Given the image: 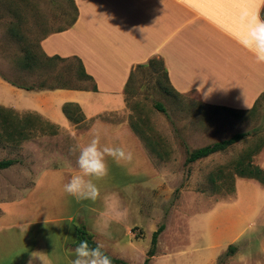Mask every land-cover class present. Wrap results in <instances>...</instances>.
I'll return each instance as SVG.
<instances>
[{"label": "rangeland", "instance_id": "1", "mask_svg": "<svg viewBox=\"0 0 264 264\" xmlns=\"http://www.w3.org/2000/svg\"><path fill=\"white\" fill-rule=\"evenodd\" d=\"M75 17L72 0H0V96L5 98L4 105L0 107L14 111L19 117L28 113L8 108L11 104L34 105L46 113L47 109L56 112L57 98L46 101V96L38 91L20 89L9 82L35 89L42 82L52 83L51 74L64 70L66 64L46 68L47 75L41 70H22L19 60L24 56L27 44L40 46L45 36L69 27ZM15 27L18 28L17 33L13 31ZM134 72L133 100L144 106L153 123L151 126L163 136L170 158L160 161L145 146L149 156L153 157L152 164L162 173L160 178L145 184L142 181L145 177L137 176L142 160L133 154L131 177H120L114 173L116 177L108 176L96 181L101 195L104 189L109 193L117 189V184L122 187V183L126 186L130 183L127 186L129 190L125 192L132 204L129 220L132 230L137 228L131 235L122 230L116 244H107L101 239L96 242L115 258L130 264H143L153 233L165 225L151 264H264V185L253 179L237 178L232 194L226 193V188L215 192L209 185L212 172L219 166L230 164L247 147L264 137V105L254 118L236 115L207 107L193 92L179 97L166 96L151 71H136L134 68ZM100 102L105 105L110 99L104 98ZM155 103H162L168 115L157 111ZM59 114L61 118L66 117L63 110H59ZM104 115L109 119L107 121L118 119L117 116ZM132 115L130 113L128 121ZM130 129L134 132L131 126ZM238 133H248L249 136L225 153L186 163L189 152ZM58 134L62 136V145L50 144L42 138L43 133L19 142L0 140V161L15 160L10 168L0 170V211L3 212L0 215V237L3 249L7 251L1 264H12L10 260L18 253L29 252L30 244H23V237L34 234L36 239H43L45 235L56 236L54 233L58 234L59 230L62 231L61 237L66 233L68 223L55 221L66 216L60 208L63 199L66 206V198L69 197L64 189L60 190L57 184L46 186L41 183V187L26 198L29 186L10 188L16 180L22 186L29 185L39 169H66L67 164L63 165V161L50 162V158L54 151L61 149L74 156L70 149L76 145L67 132L58 131ZM263 158L264 152L256 163L264 169ZM64 178L65 183L71 179L70 176ZM69 199L72 200L71 197ZM81 202L94 203L91 200ZM78 222L79 219L75 224ZM52 239L58 241L57 237ZM231 247L236 248L234 253H230ZM22 263L20 258L19 264Z\"/></svg>", "mask_w": 264, "mask_h": 264}, {"label": "crops", "instance_id": "2", "mask_svg": "<svg viewBox=\"0 0 264 264\" xmlns=\"http://www.w3.org/2000/svg\"><path fill=\"white\" fill-rule=\"evenodd\" d=\"M73 2L76 21L62 31L51 33L42 41L41 47L48 56L79 58L98 90H36L46 96V101L57 98L56 112L47 109L49 113H46L34 105L11 104L8 108L41 116L59 131L67 132L75 145H85L98 133L102 145L125 147L141 158L143 165L137 168V176L145 177L142 180L145 184L160 178L162 173L152 164L153 157L149 156L139 136L131 131L128 121L130 111L126 104L125 88L136 66L152 58L163 59L173 88L180 94L196 93L202 103L210 106L247 111L264 93V65L257 64L252 54L228 34L234 19L248 7L240 0H191L190 3L186 0ZM263 10L264 6L260 14ZM104 98H109L110 102L100 104ZM3 100L5 98L0 96L1 106L4 105ZM66 103L81 107L86 117L82 126L72 124L66 117L61 118L59 110H63ZM43 105L48 106L46 103ZM104 114H115L118 119H98ZM61 137L56 134L42 138L50 141V144L62 145ZM263 152L256 157V162ZM77 156V153L70 156L62 149L54 151L50 162L61 160L63 165L67 164L66 169H39L29 185L22 186L16 180L10 188L29 186L25 192L26 198L39 189L41 183L46 186L57 184L60 190L64 189V177L71 178L79 173ZM107 163L110 169L108 176L116 177L117 174L131 177V163L117 165L111 158H107ZM127 184L130 185L129 182ZM118 186L109 193L102 190L97 203L83 204L67 194L72 200L66 198L64 206L63 199L60 206L66 216L55 220L68 223L63 237L60 230L57 231L59 235H45L43 239H36L34 234L23 237L22 243L30 244L31 248L29 252L18 253L10 263L19 264L21 258L22 264H29L30 261L31 264H70V260L74 259L76 228L79 225L85 226L95 241L101 239L107 244L118 243L122 230L131 235L129 217L132 204L125 193L130 187L127 188L125 183L121 184L122 187ZM77 219L79 225L75 224ZM52 237H57L58 241ZM6 254L0 237V264L2 256ZM9 257H12V252Z\"/></svg>", "mask_w": 264, "mask_h": 264}, {"label": "trees", "instance_id": "3", "mask_svg": "<svg viewBox=\"0 0 264 264\" xmlns=\"http://www.w3.org/2000/svg\"><path fill=\"white\" fill-rule=\"evenodd\" d=\"M73 2V0H72ZM74 4V2H73ZM76 9V8H75ZM264 18V10L261 14ZM74 21L69 25H73ZM18 28H13V31L17 33ZM64 29L58 30L62 31ZM12 34H14L11 31ZM50 34L45 36L42 41L48 37ZM41 41V43H42ZM66 64L64 70L57 72L56 75L52 73L51 82H42L39 85L38 89L34 87H24L19 86L15 83L9 82L15 87L24 89L27 91L33 90H76V91H97V86L93 81L92 77L86 73L84 65L81 60L77 57L63 58L58 55L48 56L42 49L41 45H29L27 44L24 49V56L19 60V66L22 70L34 72L41 70L42 73L47 69H53L57 64ZM137 70H146L148 69L156 77L157 84L160 90L166 96H182L177 92L170 83L168 71L166 69L163 59L152 58L149 62L141 64L135 67ZM40 72V73H41ZM134 70L131 73L130 79L125 88V99L127 107L132 113L133 118L129 121V124L133 131L139 136L146 148L150 153L160 161H167L170 158L169 151L167 150L166 142L163 136L151 126V121L144 109V106L141 102L136 99L133 100L135 91L131 88L135 75ZM206 105V104H205ZM264 105V93H262L256 100L254 106L247 111L236 110L226 107H216L206 105L209 108H218L222 110L229 111L236 115L249 116L254 118L255 115L260 111ZM154 107L157 111L165 113L166 108L162 103H155ZM63 113L66 118L74 125L78 127L82 126L85 123L86 117L78 104L75 103H66L63 106ZM108 117L114 118L115 115L111 114ZM102 120H109L105 115L100 116ZM106 118V119H103ZM130 118V116H129ZM94 121V120H93ZM58 128L49 122L45 121L41 116L28 113L27 116L19 117L15 114L14 111L8 110L6 108L0 107V140L5 139L9 141L19 142L30 140L32 138L38 137L40 133L44 135H56L58 134ZM249 136L248 133H238L234 136L218 141L198 149H195L188 153L187 164H192L202 159H206L212 155L218 153H225L231 147L245 140ZM264 151V137L260 138L253 145L247 147L239 157L233 160L227 166H219L214 172L209 176V185L215 192H220L221 188H226L225 192L232 194L235 192L236 188V179L237 178H247L253 179L260 182L264 185V169L256 163V157L259 156ZM15 164V160H4L0 161V170L8 169ZM137 228H133L132 231H135ZM77 230V242L87 240L89 245L95 247L98 243L94 240L93 236L87 231L85 226H78ZM165 230V225H161L152 235L151 247L147 252V258L143 264H151L152 259L156 255V249L158 245V240L160 235ZM140 238V237H139ZM236 248L231 247L230 253H234ZM105 254L108 255L112 261V264H130L124 260L115 258L109 255L105 250Z\"/></svg>", "mask_w": 264, "mask_h": 264}, {"label": "clouds", "instance_id": "4", "mask_svg": "<svg viewBox=\"0 0 264 264\" xmlns=\"http://www.w3.org/2000/svg\"><path fill=\"white\" fill-rule=\"evenodd\" d=\"M240 2L248 7L234 19L228 34L240 47L252 54L257 64L264 65V18L260 14L264 0ZM70 151L74 154L78 152L79 173L73 175L63 188L66 194L78 202L95 201L99 196L96 181L103 180L109 175L107 158H111L117 165L133 160V153L125 147L102 145L98 133L85 145H76ZM70 264H112V261L105 254L103 245L97 244L92 247L87 240H81L74 249V259L70 260Z\"/></svg>", "mask_w": 264, "mask_h": 264}, {"label": "snow or ice", "instance_id": "5", "mask_svg": "<svg viewBox=\"0 0 264 264\" xmlns=\"http://www.w3.org/2000/svg\"><path fill=\"white\" fill-rule=\"evenodd\" d=\"M186 2H189V3H190V2H191V0H186Z\"/></svg>", "mask_w": 264, "mask_h": 264}]
</instances>
